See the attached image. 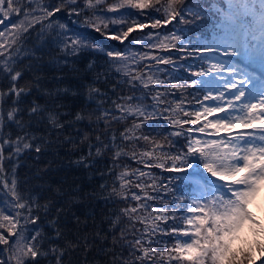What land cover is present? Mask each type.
<instances>
[{
	"label": "snow or ice",
	"instance_id": "1",
	"mask_svg": "<svg viewBox=\"0 0 264 264\" xmlns=\"http://www.w3.org/2000/svg\"><path fill=\"white\" fill-rule=\"evenodd\" d=\"M61 13L69 23L59 22ZM73 16L85 31L69 36ZM206 17L213 21L210 37L193 28V38L182 27L206 22ZM88 29L146 51L112 48L105 65L88 63L86 71L105 69L83 86L95 108L61 112L63 105L55 100L71 91L67 87L44 90L50 98L44 105L33 101L21 107L33 89H41L39 77L21 83L26 72L39 71L38 47L20 55L31 33L39 40L55 32L66 54L102 52ZM133 33L139 38L130 40ZM189 58L199 63H188ZM25 59L34 63L21 68ZM113 65L123 78L108 90L114 99L96 86L109 83ZM181 70L187 78L177 75ZM3 80L8 86L0 89V264H41V259L64 264V256L81 246L85 253L96 249L103 264H264V222L250 209L264 189V0H0ZM69 115L70 121L65 119ZM34 124L43 125L47 135L32 132ZM77 124L97 134L81 133ZM113 124L122 126L119 135ZM12 127L19 130L14 136L5 131ZM69 129L76 136L69 132L62 142L73 152L85 144L88 148L76 164L88 168L95 163L91 157L112 153V167L101 176L115 179L100 187L107 190L106 203L126 205L114 210L108 228L91 238L77 234L70 240L60 228L65 207L78 201V191L64 193L67 204L54 208L52 200L41 204L24 189L27 181L17 179L26 153H43ZM125 157L141 167L121 164ZM177 181L194 190L185 194ZM245 224L252 240L241 239ZM45 228L54 235L47 236ZM62 239L63 247H45Z\"/></svg>",
	"mask_w": 264,
	"mask_h": 264
},
{
	"label": "trees",
	"instance_id": "2",
	"mask_svg": "<svg viewBox=\"0 0 264 264\" xmlns=\"http://www.w3.org/2000/svg\"><path fill=\"white\" fill-rule=\"evenodd\" d=\"M109 3L113 0H108ZM60 23H69L68 18L65 13L58 15ZM80 21L83 17L79 18ZM72 23L70 27L71 32L68 33L69 36L76 32H84L85 29L81 27L80 23H76L77 17H71ZM206 22L197 21L193 25L182 26L188 30V35L195 38L197 36L196 31L192 29L202 30L207 33L210 37L213 32V21L209 18H205ZM176 27L175 24L167 26L171 29ZM59 31V30H57ZM145 33L150 31L149 29L143 30ZM160 31V30H157ZM92 36H94L101 43L102 52H97L96 54H89V52L84 51L78 55L61 51L62 45L58 42L55 32H46L44 37L37 40L36 32L31 33V40L28 42L27 47L24 52H22L21 58L28 55L29 50L34 47H38L40 51L36 52L35 55L39 56L37 67L39 71H28L21 80V83L32 80L34 77H39L41 82V89L37 91L33 89L32 93L28 95L24 104L21 107L27 108L31 106L33 101L44 105L46 101H49V97L44 95V90L55 91L56 89H63L65 87L69 88L71 91L68 94L61 93L60 98L55 100V104L63 105L60 108L61 112H68L74 114L80 111L82 108H95V103L89 104L85 99V88L83 86L91 84L94 76L97 72H102L104 68H95L94 71H86L89 62H94L98 65H105L107 57L105 53L112 48L124 49L131 53L144 52L145 48L134 43L126 42V44H121L118 41L110 40L101 35V33H96L92 29L87 30ZM139 38L138 33H133L130 36ZM65 37H61L64 39ZM91 43V41H89ZM67 55V63H65V56ZM34 63L30 60H24L23 64L20 65L21 68H26L29 64ZM145 63H148L145 61ZM188 63L196 65L199 60L196 58H189ZM107 67V66H106ZM117 66L113 65L109 69V83H104L103 81L96 85L100 87L103 91H108L111 88L112 83H116L118 80H122V76L117 75L115 68ZM164 67V66H161ZM179 76L187 78V73L184 71H179L177 73ZM8 82L3 80L0 82V89H6ZM77 92V95H72L71 92ZM119 91V90H118ZM108 95L112 96V93L108 91ZM114 99L115 97L112 96ZM11 102L9 101L5 105V112L11 107ZM25 121L28 120L27 115L23 117ZM66 120H71L72 116L69 115L65 118ZM114 129H117V135L119 131L123 128L120 125L113 124ZM43 125H33L31 129L36 135H47L43 132ZM74 128L81 130V133H87L92 137H95L97 133L92 132L86 124L74 125ZM6 132L11 131L13 136L18 133V129L15 127L6 128ZM69 132L73 136L76 133L69 129L65 133L61 134L60 140L58 142L52 143L47 147V150L41 154H36L35 152L26 153L22 159L19 161L20 166L16 169L17 179L19 181H27L24 184V189L30 191L34 197L39 198L41 204L46 203L48 200H52L54 203V208L65 207L67 204L68 197L64 193H70L73 190L78 191L79 199L77 202L73 203L70 207H65L64 213L60 218V228L64 233V236L70 240H74L77 234H87L90 238L91 236L101 229L108 228V217L111 216L114 210L123 208L126 205L123 203H112L111 201L105 202V196L107 195V190H101L100 185L107 183L109 186L112 185L114 176L104 175L101 173H107L112 167V153H105L100 157H91L95 160V163L88 168L75 163L81 155H87L88 148L87 145H83L78 151H72V145L63 143V136L68 135ZM52 140H56V136L51 137ZM79 139V137H77ZM183 141H181L182 143ZM179 147V145H177ZM7 156V151L5 152ZM39 155V159L36 157ZM121 164H127L130 168L135 169L141 167L140 165L133 162L131 159L125 157L120 161ZM11 166L6 164V168ZM115 171L118 173L121 171L120 168H116ZM162 176H166L167 173H162L160 170H154ZM37 175L42 177V179H37ZM177 175V174H173ZM176 186L184 189L185 194L192 191V188L187 186V182L177 181ZM57 189H60V193L57 194ZM52 215H55L53 211ZM52 215L46 217L47 220L52 219ZM76 218H79L81 222L79 225L76 224ZM47 236H53L54 232L51 228H45ZM104 232L101 231V236ZM241 236V231H240ZM243 237H241L242 239ZM240 240L235 243L239 244ZM50 243H59L61 247L64 246V240L58 242H49L45 244L48 247ZM168 243L171 245L173 241L169 240ZM158 250H163L162 246H158ZM6 255V254H5ZM264 259V258H263ZM41 264H49L47 259H41ZM64 264H103V260L100 255H98L96 249L85 253L83 251V246L80 249L69 251L64 256ZM256 264H261L256 262Z\"/></svg>",
	"mask_w": 264,
	"mask_h": 264
},
{
	"label": "rangeland",
	"instance_id": "3",
	"mask_svg": "<svg viewBox=\"0 0 264 264\" xmlns=\"http://www.w3.org/2000/svg\"><path fill=\"white\" fill-rule=\"evenodd\" d=\"M126 42L127 41H125L124 44H126ZM262 207H264V189H261V191L257 194L256 201L252 205H250V209L257 216V212ZM241 237H243L242 240H252L253 239V234L250 231L249 226L247 224H245L244 227L241 229ZM257 255H259L258 252H257ZM261 259H263V258H261ZM256 262H260V260H257Z\"/></svg>",
	"mask_w": 264,
	"mask_h": 264
},
{
	"label": "bare ground",
	"instance_id": "4",
	"mask_svg": "<svg viewBox=\"0 0 264 264\" xmlns=\"http://www.w3.org/2000/svg\"><path fill=\"white\" fill-rule=\"evenodd\" d=\"M257 216L260 218L261 222H264V207H262L258 212Z\"/></svg>",
	"mask_w": 264,
	"mask_h": 264
}]
</instances>
